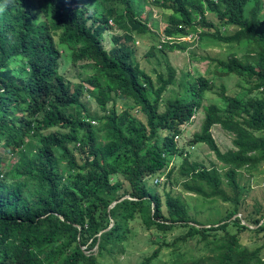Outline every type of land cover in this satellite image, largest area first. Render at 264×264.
<instances>
[{"label": "trees", "instance_id": "obj_1", "mask_svg": "<svg viewBox=\"0 0 264 264\" xmlns=\"http://www.w3.org/2000/svg\"><path fill=\"white\" fill-rule=\"evenodd\" d=\"M32 1L0 0V264H116L139 225L148 230L152 250L137 264H264L261 246L242 244L239 234L264 230V205L237 215L245 191L238 170L264 159V0H100L99 10L86 7L88 0H40L48 16L41 20ZM148 3L162 10L167 39L146 55L184 51L186 42L174 38L193 32L196 42L204 36L240 46L248 57L229 51L225 59L211 58L212 73L236 74L248 93L263 95L242 98L220 84L222 104L202 107L212 75L177 77L167 64L153 79L130 58L131 31L147 30L138 7ZM206 9L218 24L206 20ZM120 20L130 31L112 33L107 47L106 30ZM62 45L71 50L73 67L92 66L82 80L87 87L71 89L59 72ZM175 83L177 90L162 105ZM83 90L101 114L87 111ZM112 95L132 104L117 111ZM201 107L200 128L188 143H204L225 165L222 173L188 161L175 141ZM214 124L232 134V148H218L210 132ZM177 159L182 190L229 203L231 210L208 223L190 217L183 198L166 189ZM177 226L185 230L168 243ZM190 239L203 250L195 257L182 249Z\"/></svg>", "mask_w": 264, "mask_h": 264}, {"label": "rangeland", "instance_id": "obj_2", "mask_svg": "<svg viewBox=\"0 0 264 264\" xmlns=\"http://www.w3.org/2000/svg\"><path fill=\"white\" fill-rule=\"evenodd\" d=\"M84 2V5L90 9L97 7L99 10L100 7L97 5L100 0H88ZM32 6H35L38 18L37 20L47 18V10L42 6L40 0H33ZM107 6H113L116 9V13L122 11L120 4L115 2L107 3ZM141 8L142 12L140 14V19L147 24V30L144 32L131 31L132 40L131 45L133 49L131 52V60L138 62L139 66L147 71L150 76L155 79L157 73H165V66L167 64L173 66L176 69V75L179 77L184 72H188L191 76L203 75L208 77L209 75L213 76V88L207 90L205 96L202 100V107L206 106L209 103H215L221 105L222 101L217 95L219 91V85L223 84L226 92L231 95H236L242 98L247 96H262L263 94L259 91L254 90L251 93L247 92L248 86L243 83V81L236 74H227V75H215L214 72V61L211 58L225 59L228 56L229 51H235L237 55L241 54L240 46H230L227 47L221 43H210L208 38L202 36L199 41L196 40V35L193 32L192 35L188 34L182 37H175L176 41L186 42L184 51L179 49L174 50H157L155 49L154 54L146 55V52L150 47H158L159 43L167 39L163 33V22H162V10L154 6L152 3H148ZM206 20H210L213 23L218 24V19L215 13L206 9L205 12ZM111 27L107 28L106 34L103 37V40L106 42L105 45L110 47L111 45V35L115 33L119 35L121 32H129V28L124 20L119 22H112ZM202 28L198 27L197 30L200 31ZM223 33H230L234 31L233 28H221ZM120 39H123L120 37ZM173 39V40H174ZM59 58L62 62L59 72L64 76L66 80L69 81V87L72 89L74 87H87L82 81L91 74L92 66L83 65V66H72L71 62V50L67 46H58ZM192 51L195 53L196 57H191L189 52ZM204 56L205 59L200 57ZM250 56V55H249ZM240 59L248 57L245 54H241ZM178 86L170 85L167 90L162 95L161 104H165V100L172 96L173 93L177 90ZM113 107L119 111L125 106L132 104V101L129 99H123L120 96L112 95ZM264 96V95H263ZM83 102L86 106L87 111L90 114H101V110L98 107L94 98L89 94L88 90H83ZM111 103L105 105V108H109ZM161 106V105H160ZM202 107L199 108L193 116L190 117L189 121L186 122L183 126L182 132L175 138L176 144L178 147H184V154L187 156L188 161L198 162L204 167H211L214 165L222 173L225 169V165L219 162L214 153L204 144V143H195L189 145L190 138L194 132H197L200 128L202 121ZM161 109V107H160ZM135 114L143 119L140 112L134 110ZM93 122V121H92ZM97 125V122L94 124ZM211 135L221 151H225L229 148H232V134L224 129H222L218 124H214L210 128ZM67 148L72 152L75 157L76 152L73 148V144H67ZM174 158V157H173ZM181 161L174 160V167L171 173V179L169 185L166 189H170L172 193L180 195L186 203L188 214L190 217L194 218L197 221L208 223L213 222L221 217H223L229 210H231L232 205L226 202H223L219 199H210L204 198L194 193H189L182 190L180 182L184 180L178 173V165ZM240 168L237 173L238 181L240 184L245 186V191L242 193V208L240 209L237 215H246L250 212H254L255 208L259 205H264V159H261V162L256 168H248V170ZM225 181V178H224ZM150 183V180H149ZM160 188V187H159ZM161 192V190H160ZM249 228L256 227L252 223L248 224ZM234 229L233 227H230ZM184 227L177 226L175 231L168 234L167 242L170 243L172 238L178 233L184 231ZM134 239L127 245L125 253L118 256L116 264H137L139 258L148 254L152 249H150L151 244L146 242L148 235V230L144 229L143 225L137 226L135 229ZM240 241L242 244L248 247H254L257 245L261 246V251L264 252V230L260 232H254L253 230H244L239 233ZM185 247L182 248L185 252L189 251V256L193 257L202 253L203 250L201 247L196 249L197 244H199L196 239H190L187 242H183ZM153 248V247H152ZM162 253H167V249H161ZM168 260L166 254L163 255ZM108 264V263H103Z\"/></svg>", "mask_w": 264, "mask_h": 264}, {"label": "water", "instance_id": "obj_3", "mask_svg": "<svg viewBox=\"0 0 264 264\" xmlns=\"http://www.w3.org/2000/svg\"><path fill=\"white\" fill-rule=\"evenodd\" d=\"M125 197H128V198H129V196L125 195V196L121 197L120 199L125 198ZM113 203H114V202H113ZM206 226H208V225H206ZM248 226H249V225H248Z\"/></svg>", "mask_w": 264, "mask_h": 264}]
</instances>
